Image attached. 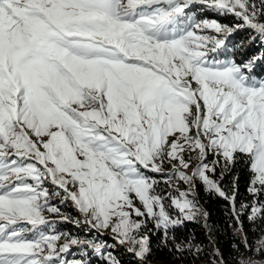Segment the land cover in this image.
Returning a JSON list of instances; mask_svg holds the SVG:
<instances>
[{
  "label": "snow or ice",
  "instance_id": "snow-or-ice-1",
  "mask_svg": "<svg viewBox=\"0 0 264 264\" xmlns=\"http://www.w3.org/2000/svg\"><path fill=\"white\" fill-rule=\"evenodd\" d=\"M238 30L264 46V0H0V264H122L116 244L148 264L149 224L167 244L202 212L197 181L244 235L237 264H264L244 231H264V55L226 56ZM242 161L246 202L222 183Z\"/></svg>",
  "mask_w": 264,
  "mask_h": 264
},
{
  "label": "trees",
  "instance_id": "trees-1",
  "mask_svg": "<svg viewBox=\"0 0 264 264\" xmlns=\"http://www.w3.org/2000/svg\"><path fill=\"white\" fill-rule=\"evenodd\" d=\"M213 14L210 13L208 18L214 19ZM215 18L221 23L227 22L224 18ZM250 35L251 33L247 30H239L230 39L231 43L225 55L230 56L232 54L237 61L264 55V46H261L259 41L250 40ZM235 43L240 44L241 47L235 49ZM243 43H245V46H243ZM255 74L264 75V64H258ZM235 178H238L236 179L238 199L243 202L248 201L250 196L247 188L250 173L243 161L237 164L233 170L225 173L222 183L227 191L232 190ZM196 193V200L202 210V216H197L192 221H186L182 226L174 230L177 241L181 242L185 249L190 244L193 251L182 257L173 247L177 241L166 244L159 231L153 229L152 225H149L150 231L148 234L150 236L152 252L148 264H199L202 260L212 264V261L208 259V255L216 249L227 258L228 264H237V253L244 251V238L236 237L233 233V229L236 227L234 226L235 222L231 219L228 202L215 194L206 192L204 186L199 181L196 182ZM244 231L247 233L248 240L253 243L264 237V231L253 226L247 220L244 221ZM197 246L201 249L199 253H195ZM194 254L196 255L195 259L193 258ZM129 257L131 256L129 255Z\"/></svg>",
  "mask_w": 264,
  "mask_h": 264
},
{
  "label": "rangeland",
  "instance_id": "rangeland-1",
  "mask_svg": "<svg viewBox=\"0 0 264 264\" xmlns=\"http://www.w3.org/2000/svg\"><path fill=\"white\" fill-rule=\"evenodd\" d=\"M195 7V14L197 15V17L198 18H208V16H209V14L211 13V12H207V10H201V6H199V5H196V6H194ZM214 16H213V18L214 19H217V18H215V17H219V18H224V19H226L225 21H227V22H224L225 24H232V23H235L236 21H234L233 19H232V17L231 16H217L216 14H213ZM210 19V18H209ZM239 31V30H238ZM238 31L237 32H235L233 35H235L236 33H238ZM241 33V32H240ZM232 37H230V39H231ZM243 46H245V43H243ZM237 47L238 48H240L241 47V45L240 44H237V43H235V49H237ZM230 56H233L232 54H230ZM256 75V74H255ZM256 77L257 78H259V79H264V75H256ZM198 163V161H194L193 162V164H192V167L191 168H189L188 169V172H189V174H191V172L193 171V169L196 167V164ZM179 187H180V189L181 190H184L185 189V185L183 184V183H180L179 184ZM195 190H196V188H195ZM63 207V206H62ZM63 210L67 213V214H70L71 216H73V217H79V213H77L76 212V210L74 209V207L69 203L68 205H67V207H63ZM201 215V213L200 214H198L197 216H200ZM202 216V215H201ZM51 219H53V220H56V221H59L60 220V217H58V216H52V217H50ZM149 225H151V224H149ZM149 225H148V228H149ZM57 227L58 228H60V229H62V230H65V231H69V232H71V233H77V234H79V235H81V236H84V235H86V233H84V232H80L76 227H74L72 224H70V223H58L57 224ZM233 233H234V235L236 236V237H239V238H241V239H243L244 238V235L241 233V232H239L238 230H237V228H234L233 229ZM149 235V234H148ZM150 237V236H149ZM104 239H106L107 241H108V243L109 244H115V240L114 239H112L111 238V234L110 233H105L104 234V237H103ZM114 252L116 253V255L118 256V258H119V260L122 262V264H137L138 263V260H137V258L136 257H134L130 252H128V251H126L125 250V248L123 247V246H120V245H118V244H116V246H115V248H114ZM129 255L131 256V257H129ZM127 259V260H126ZM128 259H129V261H128ZM256 259L258 260V261H264V257H256ZM199 264H210V263H208V262H204V260H202V261H200L199 262Z\"/></svg>",
  "mask_w": 264,
  "mask_h": 264
}]
</instances>
